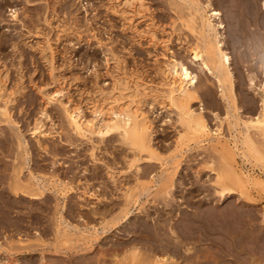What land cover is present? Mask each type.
Here are the masks:
<instances>
[{"label": "bare ground", "instance_id": "1", "mask_svg": "<svg viewBox=\"0 0 264 264\" xmlns=\"http://www.w3.org/2000/svg\"><path fill=\"white\" fill-rule=\"evenodd\" d=\"M25 1L29 2L30 0ZM167 1L168 7H171L169 9H172L175 15L173 18L170 17L172 28L170 32H166V39L157 36L159 35L157 34V27L161 24L158 25L155 21L156 18L153 16V10L150 9L148 0H105L103 5L118 15L122 29L130 30L133 33L131 37L134 38V41L140 44L141 39L145 38L149 45L161 46V51L155 52L157 54L155 56L164 57L162 63L157 67L160 76L157 83L145 80L140 73L141 71L137 70L138 67L137 69L127 68L121 55L119 57L118 54L112 52L113 55L109 57L113 66L112 70L109 69L108 72L111 78L110 89L108 86L109 90L106 88L108 91H104V87L99 85L102 89L99 88L97 93H94L96 95H92V100L88 106L82 107L80 104L74 103L69 95L66 96L67 92L63 86L65 82L56 79L57 81L60 80V84L51 91H43L44 89L37 87L44 105L39 108V111L37 110L39 113L36 114L37 116L32 122L27 124L29 134L36 137L37 149L46 152L48 147L46 148V143L44 144L43 138H41L50 133L46 124L50 113L46 107L49 103L58 101L62 110L61 116L64 115L67 124L73 131L72 133L80 139L92 143V138H97L98 142L95 143H99L107 136L112 134L116 136L118 144L126 148L122 158L127 167L131 169L133 181H135L132 187L123 188L116 183V172L107 166L106 177L114 185V189L125 191L123 193L125 201L121 207H118V210L116 209L117 212H114L112 206H106L101 211L98 210L101 205L99 208L95 207L97 208H94L95 210L86 207L88 204L84 205L83 202L86 201V197L92 195V191L87 188V183L83 189L80 186L79 188L76 187L78 183L75 182H78L79 179L74 178V174L70 181L63 180V178L46 180L39 171V174L33 172L31 147L18 122L12 116L11 108L13 102L18 99L17 95L23 93L25 86L20 71L21 61H18L16 79L11 86L7 84L9 69L4 65L5 62L2 65L0 61V122L12 129L10 133L13 135L12 141L15 144V146L10 145L8 139L0 136V178H3L0 182V234L5 239L14 237L17 246H10L9 248H17V250L24 252L23 256L29 262L47 264L43 252L52 250L61 254L58 253L60 256L56 257L55 262L48 264H264V259L259 260L255 256L248 258L245 256L244 258L239 251L240 247L245 246L247 236L253 233L250 232L248 235L249 226L240 225L241 227H238V224L237 226L232 221H228L225 223L227 226L224 227V221L221 223V219L216 215L218 211L213 214V210L210 209L214 206L204 208V201L199 200H197L198 204L195 202L194 205L192 204L196 195V193L194 194L195 191L190 192V194L188 192V196H181L183 198L181 200L177 197L176 201H179L173 200L174 203L172 201L174 192L171 190L172 186H176L177 182L173 175L177 172L179 159L184 155L185 148H191V144L194 147H202L204 142L209 143L210 149L222 160V164L214 176V183L217 185L215 193L219 195V199L220 197L222 199L227 197L226 193L230 189L228 192L225 191L230 183L251 182L264 187V177L251 176L253 174L249 173V169L243 168V170L240 165V168H237L235 163L236 157L239 156L243 161L252 166H257L259 172L264 173V163H259L264 162V156L261 149L258 148L259 146L256 145L258 142L264 144V30L261 31V28L264 27V12L261 10L264 8V1L261 3L263 7L260 8L262 13L260 11L257 13L253 0H248L245 3L247 9H243L241 15L244 17L243 20L248 18V26H254L251 29L247 27L248 32L250 31L249 35L253 37H249L246 32L249 39L245 38L243 33L244 36L240 33V36L236 37V41L245 44V40H249L247 43L250 48L251 46L255 47L256 53L254 50L253 54H257V66L260 69V74L259 76L254 73L249 74L247 81L256 89V94L259 95L258 102L254 101L239 87L240 82L238 84L234 82L233 58L230 50H228L226 24L222 10L219 9L220 6L217 7L218 4L216 5L211 0L205 2L201 0ZM2 5L4 4H0V6ZM10 11V16L13 19L19 18L16 8H10ZM47 18L45 21L51 23ZM239 21L241 22V20ZM175 22L184 29L178 35L175 33L177 39L187 41L188 34L194 37L193 42L188 44V47L185 45L188 48L186 52L190 54L189 61L182 58L183 56H176L173 48L171 49L167 44L175 31ZM140 23H142V27L139 26ZM23 25L25 26V22ZM37 25L35 27L32 25L35 34L41 31ZM256 25L260 29L256 28ZM26 27L28 28V26ZM244 27L242 26L240 29H244ZM180 34L183 37H180ZM14 37L12 35L0 36V45L9 42L15 52L21 50L19 49L20 42L23 43V46L33 47L29 40L31 38L14 39ZM45 42L46 46L35 45L34 50L37 49L39 53L45 54L49 71L52 74L56 67L54 64L56 50L48 39ZM17 54L21 59L22 54L20 52ZM107 58L105 60L108 61ZM191 62L196 64L199 71H204L207 75L210 74L209 76L213 78L215 85L219 88L217 94L219 101L220 99L224 101L226 108L224 118H221L219 126L214 130L208 126L207 117L203 113L204 102L199 94L205 95V97H208L206 94L210 95L212 101L210 99L207 101L208 106L216 107L215 105H218L219 102L216 98H211V91L205 81L199 82V75L195 72L196 70L194 71L196 67L193 68ZM64 95L66 100L60 99ZM89 96L91 98V95ZM147 96H150L152 101L164 103V107L169 106L177 115L175 121L179 125L178 130L176 129L175 147L174 151L169 153L167 157L160 155L153 142L154 122L143 107L145 103L149 102L146 100ZM193 102L199 103L201 106L199 111L192 107ZM214 114L218 116L216 112ZM223 122L229 129V138L222 134ZM49 128L51 129V126ZM97 146L98 144L90 146L91 159L92 156L96 158L94 149L96 150ZM57 150L59 149L57 148ZM8 151L9 154L12 153L10 163L4 158ZM142 159L158 160L162 165L157 181L153 176L150 179V183L153 184L140 182V176L147 174L143 172L144 170L139 164ZM35 161H37L35 166L39 168L41 165L38 163V159ZM169 162L172 167L170 170L166 166ZM216 168L214 167L215 171ZM56 175L59 174L56 173ZM56 175H52L51 178ZM151 187L154 188L152 192L155 195L162 197L163 206L145 204L146 201L154 203L155 200H147L146 198L145 201H140V196L133 193L134 190L132 189L140 188L141 192H146L149 195ZM135 195L136 198H134ZM52 200L55 202L52 203ZM130 204L132 206L137 205L136 208L140 210L133 218L129 214L132 207ZM187 206L195 207V209H188ZM151 207L154 208L151 210L149 209ZM262 208L260 214L264 219V206ZM251 209L254 211L253 208H250V211ZM92 211L97 214V217L99 215L98 226L96 222L95 224L90 222ZM208 211L211 213L210 216ZM108 215L110 216L107 218ZM254 219L256 218L254 217ZM258 227L256 228L258 229ZM252 228L254 229V227ZM241 229L245 235H240L242 232L238 233V230ZM259 230L264 231V229ZM50 234L53 236V240L46 242V238L43 236L47 237ZM74 235L78 236L77 238L80 237L77 242L81 241V243L70 246V248L61 247L63 239H65V243L73 242L74 238L71 237ZM32 239L37 242H30ZM12 242L13 238L9 243ZM38 247L41 248L37 257L33 251L37 250ZM91 248L92 251H88ZM1 249L3 248H1L0 243ZM91 252L92 256H90Z\"/></svg>", "mask_w": 264, "mask_h": 264}, {"label": "rangeland", "instance_id": "2", "mask_svg": "<svg viewBox=\"0 0 264 264\" xmlns=\"http://www.w3.org/2000/svg\"><path fill=\"white\" fill-rule=\"evenodd\" d=\"M201 1L205 2L206 0ZM211 1L216 5L218 4L217 7L220 6L219 9L222 10L223 18L225 19L224 23L226 24V40L228 42V44H226L233 58L232 71L235 78L234 82L236 84L240 82L239 87L242 88V90L247 95L252 97L254 101L258 102L259 95L256 94V89L248 84L247 81L249 74L254 73L258 76L260 74V69L257 66V54H253L255 47L251 46L250 48L247 43L249 42V40H245V44L244 42H242V44L238 40L236 41V37L238 38V35L240 36V33L242 36L245 35V38H247V35L251 38L253 37L249 35L250 31L248 32V30L254 26H248V18H246V20H243L244 17L243 15H241V11H243V9H247L245 3H247L248 0ZM263 1L264 0H253V2L255 3L254 8H256L257 13H260L261 10L262 12H264V8H261L263 7L261 6V3ZM0 2V4H4L0 6V36L3 37L4 35H12L16 37H14V39L31 38L29 40L31 41L30 43L33 44V47H29L23 46V43L20 42L21 44H19V49H21L22 52L21 50H17L15 52L14 49L9 45V42H5V44L0 45V61L2 62V65L4 64L3 62H5L6 64L4 65H6L9 69V79L7 83L10 84L9 86H11L12 82L14 83V80L16 79V69L17 66H19L18 61H21L20 71L23 75V81L25 82L24 85L26 86V88L24 86L23 93L17 95L18 99L13 102L11 108L12 116L18 122L20 128L22 129V133H24L26 136L24 137L27 139L31 147L30 150L33 154V159L31 161L33 167L31 166V168L34 169H32L33 172L38 174L40 172L41 175L43 174L45 176L46 180L63 178V180L67 179L70 181L71 178H73L74 174V178L79 179L78 182H75L78 183L76 187L79 188L80 186V188L83 189L84 185H86L87 183V188L92 191V195L86 197L87 202H83L84 205L88 204L86 205V207L90 208V210H95L97 209L95 207L99 208V206L101 205L100 209H98L101 211L106 208V206H112L114 208V212H117L118 207H121L123 205L122 203H124L125 201V196L123 195L125 191L115 190L114 185L106 177L105 171L107 169V166L112 168V170L117 174L116 183L123 188L132 187L135 184V181H133L132 171L129 167H127L122 158L123 154H125L126 152V148L118 144V142L116 141L117 137L113 134L105 137L103 141H101L102 143H95L98 142L97 138V141L95 138H92V143L88 140L80 139L72 133L73 131L67 124L63 113V116H61L62 110L60 103L58 101H55L49 103L46 107L49 111L48 113H50L49 118L46 120L47 128L48 131L50 130V133L46 137H41L43 138L44 144L46 143V148H48L46 152L45 150L37 149L35 139L36 137H33V135L29 134L30 131H28V125L32 122L35 116L38 115L39 108L44 105V102L42 101V98L37 91V87L41 88L42 90L44 89L43 91H51L60 84L61 80V82H65L63 86L65 87V90L67 92L66 96L69 95V98H71L74 103H78L82 107H86L92 100V95H96L94 93H97L96 91H98L99 88L104 87V91H108L110 89L109 82L111 78L108 72L109 69L112 70L113 66L112 60L111 58H109L113 55L112 52L118 54L119 57L121 55V58L125 60L124 63L127 68L137 69L138 67L137 70L141 71L140 73L143 75V78L145 80L157 83L160 80V76L158 75L159 70L157 67L162 63L164 57L159 55L158 57L155 56L157 55L155 54V52L159 53L162 49L161 46L159 45L154 47V45H149L145 38L141 39L142 42L140 41V44L134 41V38L131 37L133 33H131L130 30L125 31L122 29L121 21L119 20L118 15L109 11V9L105 8L106 6H103L105 4V0H30L29 2L25 0H0ZM148 3L149 7L151 6L150 9L152 8L151 10H153L152 13L154 14V18H156L155 21H157L158 25L161 24V26L157 27V34H159L157 36L159 38L165 37L164 39H166L167 33L170 32L172 28L170 24V17L173 18L175 12L172 9H169L171 7H168L169 4L167 0H148ZM10 8L17 9V14H19L18 19H13L10 16ZM45 18H47L51 23L46 22ZM237 19L241 20V22H238ZM24 22L25 26L23 25ZM177 22H179V20H177ZM177 22H175L176 24L174 25V27L176 28L173 27L175 31L172 33L170 41H168L167 44L171 49L173 48L172 50L173 52L175 51L174 54L176 56H183L182 58L189 61L190 54L186 51H188V44H191L193 42L194 37H192L193 35L191 36V34H188V37L186 38L187 41L177 39V35L184 30L179 26V23ZM238 23H240L241 26ZM36 24H38L37 26L40 27L39 30H41L38 34H35L33 32V27H35ZM26 26H28V28ZM139 26L142 27V23H140ZM242 26L250 28L246 29L244 27V31V29H240V27L242 28ZM255 27L260 29L259 26L257 27V25ZM162 30L164 31V33ZM262 30H264V27L261 28V31ZM245 32L247 33V35ZM180 37L183 36L180 34ZM249 37L247 39H249ZM46 39H48L49 42L52 43L54 49L56 50V58L54 62L56 67L53 70L54 72L52 71V74L55 77L49 71V66L47 64L45 54L39 53L37 49H35L36 51L34 50V47H36L37 45L46 46ZM18 51L22 54L21 59L17 54L19 53ZM254 52L256 53V50ZM105 57L108 59L109 63L107 60H105ZM192 63L193 62H191L192 67H196L194 71L196 70L195 72H197L199 75V82L205 81L211 91V98L214 97L219 102L218 105H215L217 108L214 106H212V108L211 106L207 105V101L210 99V95L206 94V96L208 95V97H205V95L201 96V94H199V97L204 102L203 113L207 117L208 126L214 130L219 126L218 124H220L221 118H224L226 111V108L224 107V101H222L221 99L219 101L217 95L219 88L217 87V85H215V81L213 80V78L209 76L210 74L207 75L204 71H199L196 64ZM58 76L59 78H56ZM56 79L60 80L57 81ZM107 86L109 89L107 88ZM106 88L108 90H106ZM89 95H91V98ZM146 98V100H148L149 102L145 103L143 107L154 122V145L157 147L158 152L161 156L167 157L169 153L174 151L175 147L174 143L179 125V123L175 121L177 118L176 112L172 108L170 109L169 106L164 107V103L163 105L162 103L152 101L150 99V96H147ZM60 99L66 100L65 95L61 96ZM193 103L194 104L192 105V107L199 111L201 107L199 103ZM215 112L216 114H218V116H215ZM86 113H89L87 109ZM49 119L51 120L49 121ZM0 123V136L2 138L8 139L10 145L12 144V146H15L14 141H12L13 135H11L10 133L12 132V129L2 122ZM50 126L51 129L49 128ZM221 127L224 137L229 138V129L226 123L223 122ZM94 144H98V146L96 147V150L94 149L96 158L92 156V160L90 157L89 149L90 146H94ZM256 145L259 146L258 148L261 149V153L264 156V144L258 142ZM192 146L194 147V145L191 144V148H185L184 155L179 159L180 162L177 172L173 175L177 183L175 187L172 186L171 188L172 192H174L172 201H176L177 197L179 200H181L183 199L181 196H188V192L190 194V192L193 193L195 191L194 194L196 193V195L193 200L191 199L193 201L192 204H198L199 202H197V200H199L204 201V208L214 206V208L210 209L213 210V214H215L214 212L218 211L216 215L219 219H221V223H223L224 221V227L227 226V224L225 223L228 221H232L234 225L238 224V227H241L243 225L249 226L250 230H247V232L249 231L248 235L250 232L253 233H250L251 235L247 236L245 246L240 247L239 249L242 257L245 258L246 256L248 258L251 256H255V258H258L259 260L264 259V231L259 230L264 229V221H262L264 219L263 216L261 217L262 214H260V212H262L263 210L262 207L264 206V187L253 184L251 182L230 183L225 191L228 192L230 189V191L226 193L227 197H225L224 199L220 197L219 199V195L215 193L217 185L214 183V176L215 173H217V171L219 170V167L222 164V160H220L217 154L210 149V144L207 142H204V146L202 147L193 148ZM57 148L60 150V152L59 150H57ZM7 154H9V151L6 152V157L4 158L6 160H9L8 162L10 163V161L12 160V153L10 152L9 155ZM210 155L213 156L210 157ZM37 159L39 161L38 163L41 165L39 166L40 170H38L39 168L35 166L37 165V161H35ZM213 161H216V164ZM235 163L237 168H240L241 166L242 169H249V173L253 174L251 176L264 177V173L259 172L257 166H252L250 163L245 162L241 158H239V156L236 157ZM259 163L264 162L262 161ZM139 164L142 170H144V173H149L148 175L146 174L140 176V182L153 184L150 183V179H152V176L155 180L157 179V176L159 175L158 173H160L162 169V165L160 164V162L158 160L142 159L139 161ZM170 165V162L166 165L168 166V170L172 168ZM35 167L37 170L35 169ZM214 167H217L216 171ZM252 167H254L255 169ZM56 173H58L59 175H56ZM8 175L9 173L7 174V176ZM52 175L56 176L51 178ZM2 179L3 178H0V182H2ZM132 189L134 190L133 193H137V195L140 196V201H145L146 198L147 200H155L154 203H149L148 201H146L145 204H149V206H154L157 204V207L164 205V202L162 203L161 201L162 197L160 195H155V193L152 192L154 189L153 187H151V193L149 195L146 192H141L140 188ZM197 190L200 192H198ZM209 196L212 199H209ZM134 198H136V195L134 196ZM53 202L55 201L52 200V203ZM184 205L186 206V203ZM130 206H132V204H130ZM231 206H233L234 208ZM136 207L137 205H133L131 207V211L129 213L132 215L131 218H133L140 211ZM217 207L220 209H218ZM153 208L154 207H151L149 209L152 210ZM187 208H191V210L195 209V207L191 206H187ZM250 208H253L254 211L252 209L250 211ZM210 212L208 213L209 216L211 214ZM220 212H222L221 215ZM91 215L92 218L90 222L94 224L96 222L98 226V221L100 220V218H98L99 215L97 217V214H95L93 211ZM109 216L110 215H108L107 218ZM254 217L256 219H254ZM73 222L75 223L76 221L74 220ZM252 227H254V229ZM256 227H258V229ZM238 233H240V235H245V232L242 229L238 230ZM2 236L3 235L0 234L1 248H3L0 250V264H37L35 262H29V260L25 259L23 256L24 252L17 250V248H9L10 246H17L14 237H12L13 242L10 244L9 241L12 240V238L5 239L4 236ZM75 236L76 235H74V237H71L72 239H75L72 240L73 242L65 243V239H63L61 247L70 248V246L72 247L75 244L77 245L78 243H81V241L77 242V239H79L80 237L77 238L78 236H76L75 238ZM43 237L46 238V242L53 240V236L51 234L50 236L47 235V237ZM30 242L33 243L37 241L32 239L30 240ZM40 248L41 247H38L37 250L33 251L37 257L39 256ZM88 251H92V248ZM43 253L48 261H46L47 264L55 262L56 257L61 254L57 251L52 250H47ZM244 253L246 254L244 255ZM90 256H92V252L90 253Z\"/></svg>", "mask_w": 264, "mask_h": 264}]
</instances>
